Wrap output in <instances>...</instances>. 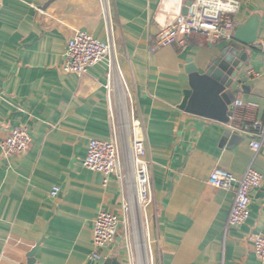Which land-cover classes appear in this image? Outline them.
<instances>
[{
    "label": "crops",
    "instance_id": "crops-1",
    "mask_svg": "<svg viewBox=\"0 0 264 264\" xmlns=\"http://www.w3.org/2000/svg\"><path fill=\"white\" fill-rule=\"evenodd\" d=\"M241 1L236 20L259 15L260 28L255 44L246 48L247 61L233 84L238 90L232 118L224 123L181 105L190 89L187 68L193 64L203 71L234 40L192 36L185 45L157 47L155 37L180 0H109L119 68L151 161L153 202L143 228L129 161L124 158V183L84 165L90 140L114 137L108 85L128 153L122 78L116 72L110 80L105 63L84 74L62 69L75 31L106 38L100 1L0 0V264H27L35 248V264H90L101 209L116 214L121 227L115 242L99 250V264H145L149 248L153 264H264L253 239L254 233L264 234V143L253 162L263 183L252 191L246 223L227 229L234 192L208 182L217 167L243 175L254 151L250 138L233 127L264 122V0ZM241 99L258 108L235 106ZM17 127L29 130L32 143L8 156L1 143Z\"/></svg>",
    "mask_w": 264,
    "mask_h": 264
},
{
    "label": "built area",
    "instance_id": "built-area-1",
    "mask_svg": "<svg viewBox=\"0 0 264 264\" xmlns=\"http://www.w3.org/2000/svg\"><path fill=\"white\" fill-rule=\"evenodd\" d=\"M103 12L106 38L100 39L90 32L77 30L68 41L64 53L62 69L64 73L84 74L99 64L105 63L108 67L110 80L117 72L122 78L124 86V111L127 121V155L120 136L119 118L113 110L111 86L108 85L109 103L113 119L114 137L109 140L92 139L88 145V152L84 165L104 175H118L122 183L125 182L126 171L124 158L129 161L131 171L130 186L137 197L138 212L141 216L142 227L148 228L147 209L153 202L151 188L150 164L147 149V135L144 126L137 115L132 92L119 68L115 50L112 24L110 19L109 0H99ZM187 14L182 13L183 0L173 19L163 25L155 37L157 47L174 44L185 45L189 37L201 36L206 40H231L239 22L236 14L241 10V0H190ZM264 51V42L261 44ZM1 100V94H0ZM235 106L249 111L258 108L252 101L236 100ZM232 116L230 115V120ZM235 132L248 136L250 146L254 151L253 159L242 176L217 167L208 182L210 185L234 192L233 205L229 211L226 227L232 228L243 225L250 217L252 191L263 183V175L253 166V162L264 143V122L252 119L245 120L239 126H234ZM119 132V133H118ZM32 143V136L26 127L14 128L1 143L4 153L8 156L24 152ZM125 155L127 157H125ZM59 192L54 187L52 195ZM145 216V219H144ZM121 227L120 218L104 209L98 211L93 225V244L95 250L89 255L90 264H99L103 256L99 252L115 242ZM254 252L257 258L264 263V234L254 233ZM146 249V248H145ZM145 264H153L152 249L146 250Z\"/></svg>",
    "mask_w": 264,
    "mask_h": 264
},
{
    "label": "water",
    "instance_id": "water-1",
    "mask_svg": "<svg viewBox=\"0 0 264 264\" xmlns=\"http://www.w3.org/2000/svg\"><path fill=\"white\" fill-rule=\"evenodd\" d=\"M191 1H187L182 9L187 14ZM260 28V16L253 15L235 28L232 44L215 57L207 66L200 69L191 64L187 70L190 78V89L185 92L181 108L198 115H203L220 122L230 121V107L236 88H233L243 64L247 61V47L257 41ZM37 249L28 255L27 264H35ZM104 264H118L108 259Z\"/></svg>",
    "mask_w": 264,
    "mask_h": 264
},
{
    "label": "bare ground",
    "instance_id": "bare-ground-1",
    "mask_svg": "<svg viewBox=\"0 0 264 264\" xmlns=\"http://www.w3.org/2000/svg\"><path fill=\"white\" fill-rule=\"evenodd\" d=\"M123 125H124V127L126 128V126H127V121H126V116H125V111H124V121H123ZM136 209H138V208H136ZM139 226V225H138ZM137 226V227H138ZM137 229H139V227L137 228ZM141 235V234H140ZM140 235H139V237H140ZM140 241H141V239H139ZM141 243V242H140ZM140 245V244H139ZM142 246V245H141ZM142 248V247H141ZM140 248V249H141ZM143 249V248H142ZM141 251V250H140ZM142 252H143V250H142ZM142 252H141V254H142Z\"/></svg>",
    "mask_w": 264,
    "mask_h": 264
}]
</instances>
